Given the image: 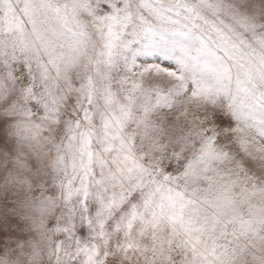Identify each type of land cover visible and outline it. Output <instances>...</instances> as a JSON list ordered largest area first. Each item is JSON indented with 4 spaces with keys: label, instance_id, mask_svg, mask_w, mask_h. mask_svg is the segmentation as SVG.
Returning <instances> with one entry per match:
<instances>
[{
    "label": "snow or ice",
    "instance_id": "snow-or-ice-1",
    "mask_svg": "<svg viewBox=\"0 0 264 264\" xmlns=\"http://www.w3.org/2000/svg\"><path fill=\"white\" fill-rule=\"evenodd\" d=\"M0 264H264V0H0Z\"/></svg>",
    "mask_w": 264,
    "mask_h": 264
}]
</instances>
